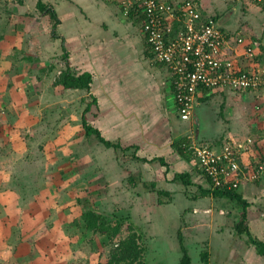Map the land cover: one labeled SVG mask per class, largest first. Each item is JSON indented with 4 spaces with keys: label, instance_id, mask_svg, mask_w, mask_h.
<instances>
[{
    "label": "crops",
    "instance_id": "0c3cea01",
    "mask_svg": "<svg viewBox=\"0 0 264 264\" xmlns=\"http://www.w3.org/2000/svg\"><path fill=\"white\" fill-rule=\"evenodd\" d=\"M38 1L0 0V107H3L1 103H5L3 105L8 109L18 110L20 107V111L27 100L28 81L31 83L36 79L39 84L47 85V76L41 77L40 73L50 64L48 57L58 54L59 46L63 47L77 73L89 71L93 74L91 95L97 98V103L86 112L88 122L98 128L106 139L131 148L127 151L108 148L95 135L88 136V142L95 140V136L106 149L117 150L118 161L122 152H129L138 165L141 160L134 154L142 158L162 156L168 167L158 160L145 163L155 166L157 174L154 180L157 184H164V188L171 193L179 191L181 184L185 187L196 185L193 171L204 176L196 159H185L174 148V143L191 133V123L180 118L168 67L151 60L142 18L135 13L125 15L123 0H42V3L54 7L60 19L48 38L47 23L41 24L38 19L44 15L51 19L49 24H54V21L46 11L37 16ZM197 1L207 14L215 15L218 20L221 13L217 11L215 0ZM229 1L230 5H226L223 12L231 15L239 13V21L234 25L239 30L230 32L239 35L245 32L250 38L258 39L263 45L259 54H263L264 59V5L252 0ZM36 29H44V34L37 36ZM34 53L36 57L33 58ZM239 58L238 53L233 58L237 66L241 62ZM62 59L66 63L67 59ZM260 63L264 65V60ZM61 66L63 64L54 67L51 72L59 71V67L62 70ZM91 95L82 108L79 119L82 123ZM262 102L264 91L201 90L200 108L204 120L208 122L209 118V128L202 134V140L211 142L216 149L224 145L241 146L242 162L250 168L264 156ZM193 124H196L195 121ZM242 138L245 140L242 141ZM92 143L97 146L94 141ZM247 171L238 190L249 203L246 210L250 234L264 242V173L261 178L254 179ZM180 172L190 173L192 183L185 185L173 181L174 175ZM200 188L207 190L204 183L200 184ZM198 199L215 201L219 211L227 215L226 218L232 217L228 222L218 224L217 230L210 235L211 238L214 236L212 241L221 255L217 264H264V256L250 242L249 234H237L235 231L236 219L241 214L239 206L225 197L209 195ZM183 203L187 204V201ZM225 206L235 210L230 211ZM179 209L180 206H176L177 213Z\"/></svg>",
    "mask_w": 264,
    "mask_h": 264
},
{
    "label": "rangeland",
    "instance_id": "374dc122",
    "mask_svg": "<svg viewBox=\"0 0 264 264\" xmlns=\"http://www.w3.org/2000/svg\"><path fill=\"white\" fill-rule=\"evenodd\" d=\"M215 2L223 29L239 30L234 26L239 13L233 16L223 12L230 1ZM35 13L39 17L42 11ZM48 18L42 15L38 20L47 23L50 38L56 26L49 24ZM40 33L44 34V29H36L35 34ZM237 36L248 42L256 40L245 32ZM58 49V54L48 57L51 66L40 73L41 77L47 76L48 84L41 85L36 79L28 81L27 100L20 111V107L8 109L1 103L0 264H106L120 239L131 232V223L145 233V264H180V229L193 264H203L201 253L207 250L211 263L218 261L221 255L210 235L218 224L232 217L226 218L215 201L196 200L202 193L201 183L211 188L209 180L193 171L191 177L196 185H179V191L172 192V202L160 205L157 193L144 185L155 181L154 165L145 161L138 165L129 152H122L118 161L117 150L106 149L95 136L92 141L97 146L88 142L90 138L79 119L91 92L63 90L56 84L66 64L63 47ZM238 55L239 66L250 69L260 65L264 69L260 63L263 54L259 55L258 50L255 58L243 53L242 48H238ZM60 64L62 70L59 67L52 73ZM192 157L198 162L195 155ZM131 176L137 177L135 183ZM157 186L167 189L164 184ZM176 206H180L178 213ZM89 208L108 215L114 223L121 219L120 234L110 239L83 228L82 215Z\"/></svg>",
    "mask_w": 264,
    "mask_h": 264
},
{
    "label": "built area",
    "instance_id": "2783aa9c",
    "mask_svg": "<svg viewBox=\"0 0 264 264\" xmlns=\"http://www.w3.org/2000/svg\"><path fill=\"white\" fill-rule=\"evenodd\" d=\"M252 1L264 5V0ZM122 9L125 15L135 13L142 18L151 60L165 65L171 73L178 113L182 120L191 123L187 148L198 158L203 174L214 186L236 189L245 178L246 169L252 178H261L264 161L246 167L241 147L224 145L216 149L200 142L193 124L201 90L264 91V69L260 65L241 69L233 60L238 48L255 58L257 50L260 52V41L248 42L245 37L226 31L197 0H123Z\"/></svg>",
    "mask_w": 264,
    "mask_h": 264
},
{
    "label": "trees",
    "instance_id": "16d2710c",
    "mask_svg": "<svg viewBox=\"0 0 264 264\" xmlns=\"http://www.w3.org/2000/svg\"><path fill=\"white\" fill-rule=\"evenodd\" d=\"M37 5H38V9H40L42 12L46 11L47 12L46 14L50 15V17L54 21V26H56V24L60 21V19L58 18V14L55 11L54 7L53 6L49 7L48 4L42 3V0H39ZM236 35L239 34L236 33ZM262 50H263V45L261 43L260 52H262ZM64 58L67 59L66 65L63 71L61 72L60 76L58 77L56 84L61 85L64 90L80 89L91 92L92 84H93V74L89 71H83L81 73H77V71H75L72 68L71 60L68 58L67 52L64 53ZM91 96L92 98L90 99V101H88V106L85 109L82 119L83 121L82 124H83V128L85 129L86 135L88 136L95 135L98 138V140L108 148L112 147L115 149H121L123 151L130 150L131 148L130 146L122 147V144L120 142H114L112 140L106 139L98 128L94 127V125L88 122L86 112L90 110V106L92 104L97 103V98L94 95ZM191 135L192 132L190 134H187V136H185L183 140H181L180 142L177 141L176 143H174V148L176 149V152H178L179 155L185 159L191 158L192 156V152L189 151L187 148V144H189L190 142ZM201 141L202 139H200V142ZM134 157L137 158L138 160L147 161V162L148 161L153 162L154 160H158L159 162H161V164L168 167V163L165 161V158H163L162 156L159 157L155 156L151 159H147L146 157L144 158L136 157L134 154ZM259 161L260 162L264 161V156ZM201 173L203 172L201 171ZM138 176L139 178H141L142 174L140 175V173H138ZM204 176L210 181L212 186L210 189L207 190L204 189L200 195H197L196 198L213 195L215 197L228 198L230 201L238 205L241 208V214L240 217L236 219L234 225L236 233L249 234L251 238L250 242H252L256 246L258 253L264 256V242L254 239L253 236L250 234L251 232L247 224L246 209L249 205L247 200H245L244 197L239 193L238 189L214 186L211 180L206 175ZM136 179L137 177L135 176H131L130 178V180L133 183H135L134 180ZM173 181H180L185 185H189L192 183L191 175L188 172L176 173L174 175ZM144 185L147 188H149L150 191L152 190V192L154 191L157 193L159 197L158 200L160 205L170 204L172 202V193L166 189L157 188L156 180L150 182H144ZM163 196L168 198L163 199L162 198ZM82 216H83V226H84L83 228L93 231L94 233H98L99 235L108 237L110 239H114L115 237H117L123 228V223L121 219H117L116 222L114 223L111 220V218L108 217V215L99 212L97 210H94L92 208H89L86 211H84ZM128 230L131 232L125 238L120 239L116 248L114 249V252L112 253L110 259L106 264H145V258H144L146 252V248L144 247L145 233L142 231V229L140 228L138 229L137 227H134L132 223L128 226ZM178 237L180 240V249L182 252L180 264H193V258L189 252V248L186 246V244L183 241V233L181 229L178 231ZM210 259L211 258H210L209 250L203 251L201 253V261L203 264H217V262L211 263ZM225 261L227 262V259Z\"/></svg>",
    "mask_w": 264,
    "mask_h": 264
},
{
    "label": "water",
    "instance_id": "95a60500",
    "mask_svg": "<svg viewBox=\"0 0 264 264\" xmlns=\"http://www.w3.org/2000/svg\"><path fill=\"white\" fill-rule=\"evenodd\" d=\"M194 121H195V135L196 138H201L202 134L208 130L209 126H208V122H209V118H208V122L207 119L204 120L203 118V113L202 110L199 106V103H196V107L194 110Z\"/></svg>",
    "mask_w": 264,
    "mask_h": 264
},
{
    "label": "clouds",
    "instance_id": "9594fccd",
    "mask_svg": "<svg viewBox=\"0 0 264 264\" xmlns=\"http://www.w3.org/2000/svg\"><path fill=\"white\" fill-rule=\"evenodd\" d=\"M199 106H200V104H199ZM200 139H202V137Z\"/></svg>",
    "mask_w": 264,
    "mask_h": 264
}]
</instances>
